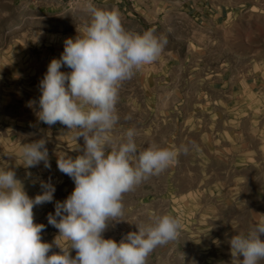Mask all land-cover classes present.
<instances>
[{
    "label": "rangeland",
    "instance_id": "obj_1",
    "mask_svg": "<svg viewBox=\"0 0 264 264\" xmlns=\"http://www.w3.org/2000/svg\"><path fill=\"white\" fill-rule=\"evenodd\" d=\"M80 3L0 0V169L15 170L30 198L42 194L41 182L55 186L53 202L33 209L34 222L45 225L44 242L56 239L65 250L69 245L47 216L75 185L58 170L57 158L82 154L84 141L59 122H39L38 105L28 103L38 101L39 82L50 61L60 58L65 39L89 22ZM94 4L114 9L108 0ZM241 10L225 24L227 32L193 33L188 23L169 28L164 21L155 30L168 37L164 53L120 88L114 135L137 128L139 150L151 142L174 150L189 146L165 172L124 195V221L110 222L103 233L119 242L137 230L138 219L179 217L178 239L157 247L148 264H237L229 240L264 221V1L260 9ZM121 19L133 32L152 29L144 18ZM221 68L229 88L234 85L229 94L212 84ZM40 138L47 140L50 167L26 168L22 146ZM59 251L54 245L52 252Z\"/></svg>",
    "mask_w": 264,
    "mask_h": 264
},
{
    "label": "clouds",
    "instance_id": "obj_2",
    "mask_svg": "<svg viewBox=\"0 0 264 264\" xmlns=\"http://www.w3.org/2000/svg\"><path fill=\"white\" fill-rule=\"evenodd\" d=\"M79 7L89 22L77 28L74 38L65 39L60 58L50 61L39 82L38 101L28 103L38 105L39 122L48 126L59 122L84 141L82 154L57 158L58 170L75 187L47 216L48 224L69 247L65 250L56 239L44 242L45 225L34 222L33 209L53 202L55 186L41 182L42 194L30 198L15 170L0 169V264H148L157 247L180 235V218L162 214L147 223L138 219L137 230L119 242L103 236L110 222L124 221V195L165 172L180 154H188L189 146L174 150L151 142L139 150L137 128L113 134L120 119L117 104L122 84L159 60L168 37L154 29L127 30L118 9H99L94 0H81ZM62 67L70 71H61ZM46 144V138H40L22 146L26 168L41 162L50 167ZM262 237L264 221L246 234L231 237V255L237 264L264 262ZM54 245L59 252H52Z\"/></svg>",
    "mask_w": 264,
    "mask_h": 264
},
{
    "label": "crops",
    "instance_id": "obj_3",
    "mask_svg": "<svg viewBox=\"0 0 264 264\" xmlns=\"http://www.w3.org/2000/svg\"><path fill=\"white\" fill-rule=\"evenodd\" d=\"M104 1V0H103ZM114 9H118L121 17H139L152 22V29L164 28V21L169 28H182L188 23L193 33L206 29L207 32L223 30L227 32L225 24L230 18L241 16L244 6L260 9L264 0H108ZM167 19V20H165ZM156 30V31H157ZM189 43V41H187ZM221 78L213 81V85H220V90L230 93L234 85L229 88ZM231 84V82H230ZM263 239V238H262ZM264 264V262H262Z\"/></svg>",
    "mask_w": 264,
    "mask_h": 264
},
{
    "label": "built area",
    "instance_id": "obj_4",
    "mask_svg": "<svg viewBox=\"0 0 264 264\" xmlns=\"http://www.w3.org/2000/svg\"><path fill=\"white\" fill-rule=\"evenodd\" d=\"M50 1H58V2H62L64 0H50ZM95 1V0H94ZM97 1V0H96Z\"/></svg>",
    "mask_w": 264,
    "mask_h": 264
}]
</instances>
